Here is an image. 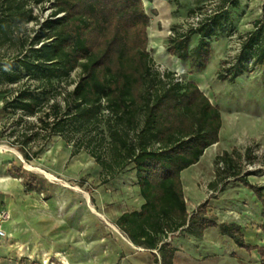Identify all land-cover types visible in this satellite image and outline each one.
Here are the masks:
<instances>
[{"label": "trees", "instance_id": "trees-1", "mask_svg": "<svg viewBox=\"0 0 264 264\" xmlns=\"http://www.w3.org/2000/svg\"><path fill=\"white\" fill-rule=\"evenodd\" d=\"M215 1L213 15L197 27L175 25L168 39L169 54L189 62L193 70L209 63L213 40L234 34L225 24L230 20L228 7H237L239 1ZM202 8L191 9L189 14ZM46 10L50 11L44 17ZM31 21L39 28L33 38L19 43L15 67L0 66V88L10 90L0 110L4 117L0 140L30 161L53 136L70 143L71 134L93 130L105 142L99 127L106 121L110 160L95 150L89 154L102 167V183L130 163L135 166L145 203L139 211L123 213L115 224L133 244L157 250L156 263L172 264L175 251L165 241L169 234L186 227L199 236L209 227H218L239 247L256 250L264 264V245L246 242L240 226L219 222L209 213L208 201L188 211L181 172L219 141L221 112L195 81L180 80L174 72L154 67L148 49L150 17L143 0H0V50L12 43L15 30ZM195 34L200 35L199 43L189 50ZM238 38L240 51L223 59L218 70V77L230 83L264 66V20H255L253 29ZM76 69L80 76L73 90H59L57 84L68 82ZM103 102L109 114L106 120ZM40 139L43 145L31 153L30 145ZM73 146L71 158L81 151L76 142ZM234 154L235 149L231 154L223 151L215 158L216 177L209 187L216 189L219 182L234 177L264 206L263 188L241 176ZM12 169L9 164L10 174Z\"/></svg>", "mask_w": 264, "mask_h": 264}, {"label": "crops", "instance_id": "crops-1", "mask_svg": "<svg viewBox=\"0 0 264 264\" xmlns=\"http://www.w3.org/2000/svg\"><path fill=\"white\" fill-rule=\"evenodd\" d=\"M238 1L237 7L248 3L247 0ZM231 8L228 7L230 20L225 25L237 36L251 31L254 21L259 18L244 23L235 19L233 9L236 7ZM229 39L230 37L223 34L218 40L211 42L212 53L204 69L193 70L188 62L191 76L198 78L202 73L210 71L215 51L224 53L229 46ZM199 40L200 35H192L188 49H194ZM221 118L219 141L215 143L220 144L219 148L224 145L222 137L224 126L227 124L222 115ZM210 148L211 146L204 151L196 164L181 172L187 208V197L197 205L207 199L198 186V179L209 167V163L213 165V159L221 151L218 148L207 156L206 151ZM223 149L222 152L231 153L229 148ZM234 149L235 147L231 151ZM133 172L134 177L116 176L119 183L114 184L113 188L120 186L123 195L113 193V198L106 193H99L97 196L86 192L55 194L46 199L45 204L37 205L32 211L25 210V205L16 208L8 199L5 210L9 211L11 217L3 224L8 237L0 240V264H51L54 261L59 264H161L155 262V254L159 257L157 250L137 246L127 239L132 243L130 245L117 238L109 226H116V221L123 213L139 211L145 203L140 194L135 166ZM228 180L234 182H230L223 196L219 195V199L209 198V213L216 215L219 222L240 226L246 242L263 246L264 232L261 226L264 223V206L252 190L236 181L234 177ZM106 187L109 189L108 185ZM106 187L103 189H107ZM122 196L125 197V209H120ZM194 210L196 209H188L189 212ZM165 241L175 251L172 264H261L256 250L248 252L239 247L232 238L222 234L218 227H209L199 236L183 227L169 234Z\"/></svg>", "mask_w": 264, "mask_h": 264}, {"label": "rangeland", "instance_id": "rangeland-1", "mask_svg": "<svg viewBox=\"0 0 264 264\" xmlns=\"http://www.w3.org/2000/svg\"><path fill=\"white\" fill-rule=\"evenodd\" d=\"M247 2L243 7L239 6L233 9L235 19L242 20L244 23H249L250 20H255L256 18L264 20V0H247ZM206 4L208 5L206 0H147L146 4L144 1L148 15L156 17L155 26L160 33L165 31L163 18L160 17L161 9H164L166 19L169 20L168 32L162 38V46L167 52L168 39L172 35V28L175 25L189 24L194 18L189 14V11L199 6H205ZM49 11L46 10L42 15L46 17ZM38 28L39 25L37 22L31 21L21 30H15L11 36L12 43L5 45L0 50V66L15 67V60L13 58L19 43L23 38L28 37L29 40L33 38ZM234 34L230 37L229 46L226 47L224 53L217 51L216 49L218 47L215 48V59L210 71L204 72V74L202 73L198 78L191 76L188 69V62L178 60L168 52L170 56L176 59L174 68H170L156 62L152 56L153 49L150 43L148 44V49L155 68L162 72H174L175 78L180 80L194 79L205 95L219 108L224 120H226V116L230 117L231 123L228 122L229 124L227 123L224 126V136L222 137L224 145L219 148L221 150L219 151V155L224 150V147L229 148L228 151L231 153L233 151L231 149L235 147L236 154L233 155V158L241 169V176H246L249 182L261 186L264 192V66H258L252 72L242 74L233 83L218 77L220 61L230 58V56H234L238 52L236 49L240 40ZM181 65L185 67L184 73L180 72L178 70L179 68L176 67ZM79 76L80 69H76L71 73L68 82H63L61 85L57 84L61 86V88L58 87L59 90L61 89L63 91L64 88L67 91L73 90L75 86L74 81L78 80ZM9 92V88H0V110L3 99ZM101 110L103 114L102 118L106 120L109 114L105 102H103ZM3 119V115H0V121ZM31 120L35 122L34 118ZM99 128L104 131L106 136V140L103 143L100 142V136L97 132L93 130L86 131L82 135L80 133L71 134L72 141L70 143H67L60 136H53L45 143L44 140L40 139L30 145V152L32 153L44 143L40 153L30 161L15 147L9 146L5 141L0 140L2 149L0 151V211L6 209L8 199L9 203L15 205L16 208L19 205H25V210L32 211L37 205L45 204L46 199H49L50 196H55L56 189L64 190L67 193L86 192L91 196L106 193L110 194L112 198L114 196L113 193L120 194V196L123 195L120 186L113 188L114 184L119 183V178H110L107 182L102 183V167L96 161L95 157L89 154L90 150H95L97 155L102 154L103 158L108 161L110 160V146L108 145L110 139L106 121L101 122ZM73 142H76L81 147V151L71 158L70 154L74 148ZM247 149H250L248 153L246 151ZM215 158L213 159V165L211 166V163H209V167L202 172V175L198 179V186L204 192V197H207L205 201L208 202L209 198L219 199V195L223 196L222 194L226 193L225 191H227V186L231 184L230 182H234L224 180L218 183L216 189L209 187V183L214 181V177H216L214 173ZM251 160L253 161L251 162ZM9 164L13 168L12 174L6 169L9 167ZM133 167L134 164L130 163L117 176L132 175L134 177ZM15 168H20V173H17L14 170ZM43 172L53 175L55 179L49 180ZM65 183L69 187H66ZM106 185H108L109 189ZM104 187L107 189H103ZM122 199L120 209H125L127 207L125 197L122 196ZM187 200L188 209L191 211L205 202L201 201L197 205L196 202H191L188 197ZM112 232L117 238L122 240L116 232L113 230ZM119 232L128 239L122 231L119 230ZM1 259L2 256L0 255V261Z\"/></svg>", "mask_w": 264, "mask_h": 264}, {"label": "bare ground", "instance_id": "bare-ground-1", "mask_svg": "<svg viewBox=\"0 0 264 264\" xmlns=\"http://www.w3.org/2000/svg\"><path fill=\"white\" fill-rule=\"evenodd\" d=\"M145 1V4L147 3V0H144ZM151 17V24L149 25L148 27V36H149V43H150V46L151 48L153 49V52H152V56L153 58L156 60V62L158 63H161L163 64L164 66H167V67H170V68H174L175 66V62H176V59L173 58L172 56H170L168 54V52L163 48L162 46V38H164L167 34V27H168V23H169V20L166 19V16H165V13H164V9H161V12H160V17L163 18V22L165 24V31L163 33H160L159 30L156 28L155 26V22H156V17L153 16V15H150ZM178 67L179 71L184 73L185 72V67L183 65L181 66H176ZM226 119V122L228 123H231V119L230 117L226 116L225 117ZM228 123V124H229ZM220 144H215L213 146H211L210 149H208L206 151V155L208 156L209 154H212L213 152L217 151L218 148H219ZM1 146H0V151H1ZM19 154V153H18ZM20 155V154H19ZM21 156V155H20ZM43 174L49 179V180H53L55 179V177L47 172H43ZM65 186L66 187H69V185L67 183H65ZM67 192H65L64 190H61V189H56V194L57 195H61V194H65ZM109 226L111 227V229L116 232L122 240H124L125 242H127L128 244H132L130 241H128L119 231L118 229L109 224ZM51 264H59V263H56L55 261L52 262Z\"/></svg>", "mask_w": 264, "mask_h": 264}, {"label": "built area", "instance_id": "built-area-1", "mask_svg": "<svg viewBox=\"0 0 264 264\" xmlns=\"http://www.w3.org/2000/svg\"><path fill=\"white\" fill-rule=\"evenodd\" d=\"M216 5H217V2L215 0L209 1L208 5L206 4L205 6H203V8L199 12H197L196 14L192 16L194 18L191 22H189V24L193 27H197L202 20H204L206 17L213 15L216 12L215 11ZM240 48H241V42L238 44V47L236 50L239 52ZM10 217L11 216L8 210L0 211V239H7L8 237L3 227V224L7 222L10 219Z\"/></svg>", "mask_w": 264, "mask_h": 264}, {"label": "water", "instance_id": "water-1", "mask_svg": "<svg viewBox=\"0 0 264 264\" xmlns=\"http://www.w3.org/2000/svg\"><path fill=\"white\" fill-rule=\"evenodd\" d=\"M143 2H144V0H143ZM149 16V15H148ZM150 17V16H149Z\"/></svg>", "mask_w": 264, "mask_h": 264}]
</instances>
